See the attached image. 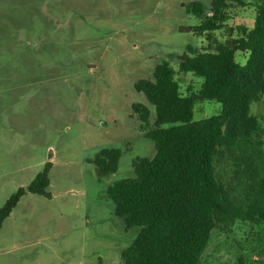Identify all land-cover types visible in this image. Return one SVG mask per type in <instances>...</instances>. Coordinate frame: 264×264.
Wrapping results in <instances>:
<instances>
[{"label": "rangeland", "instance_id": "rangeland-1", "mask_svg": "<svg viewBox=\"0 0 264 264\" xmlns=\"http://www.w3.org/2000/svg\"><path fill=\"white\" fill-rule=\"evenodd\" d=\"M189 1L0 0V208L52 162L51 195L27 191L0 226V264H123L139 227L126 229L106 189L135 175L134 158L155 153L132 103L155 109L135 82L168 62L184 94L201 86L202 77L178 69L189 45L209 43L182 29L201 22L185 10ZM244 1L231 2L214 36L253 26L255 5ZM248 56L236 52L243 64ZM221 107L197 102L194 119ZM251 111L264 129V93ZM103 147L122 155L115 172L99 177L90 160ZM263 263L264 223L238 220L213 230L199 264Z\"/></svg>", "mask_w": 264, "mask_h": 264}, {"label": "trees", "instance_id": "trees-1", "mask_svg": "<svg viewBox=\"0 0 264 264\" xmlns=\"http://www.w3.org/2000/svg\"><path fill=\"white\" fill-rule=\"evenodd\" d=\"M233 1L245 2L183 3L201 22L182 29L209 41L202 48L189 45L178 55L179 71L203 78L197 91L184 94L168 62L134 84L155 109L132 103L155 153L134 158L135 175L106 189L126 229L139 227L121 252L123 264H199L215 228L230 230L238 220L264 223V129L251 111L264 93V0H252L251 28L238 26L236 36L230 28L229 37L218 39L213 33L227 25ZM238 50L249 52L244 64L236 59ZM203 100L220 102V113L194 119L195 105ZM121 155L119 147H103L90 161L103 177L118 169ZM51 167L48 160L27 187L7 199L0 208V226L27 191L51 195Z\"/></svg>", "mask_w": 264, "mask_h": 264}]
</instances>
